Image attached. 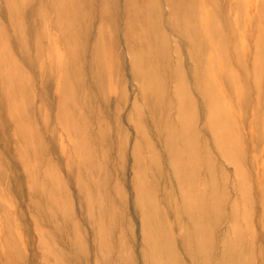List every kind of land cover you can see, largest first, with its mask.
I'll list each match as a JSON object with an SVG mask.
<instances>
[{
    "label": "rangeland",
    "instance_id": "rangeland-1",
    "mask_svg": "<svg viewBox=\"0 0 264 264\" xmlns=\"http://www.w3.org/2000/svg\"><path fill=\"white\" fill-rule=\"evenodd\" d=\"M128 1L79 0L76 68L67 53L68 19L57 5L27 1L18 39L0 0L2 36L14 59L5 69L0 58V264H197L200 251L182 210L187 187L208 202L211 189L220 203L206 230L213 256L224 246L242 263L262 264L264 0H196V17H214L224 39L220 66L219 55L197 53L207 57L199 71L209 69L203 78L212 86L209 100L195 85L191 32L181 35L171 21L175 0H132L127 8ZM142 26L150 34H141ZM100 30L105 52L96 56L91 49ZM135 39L149 42L142 60L153 94L132 60ZM53 64L72 65L64 108L63 69ZM178 68L182 92L194 100L193 113L181 117L190 130L185 140L177 137ZM191 141L197 158L181 152ZM188 175L196 179L184 185Z\"/></svg>",
    "mask_w": 264,
    "mask_h": 264
},
{
    "label": "bare ground",
    "instance_id": "bare-ground-1",
    "mask_svg": "<svg viewBox=\"0 0 264 264\" xmlns=\"http://www.w3.org/2000/svg\"><path fill=\"white\" fill-rule=\"evenodd\" d=\"M27 1H29V0H27ZM27 1L24 3V1H19V0H4L5 4L7 6V9L9 10L8 11L9 18H10L9 20H11L10 24L11 25L13 24L15 32L18 35V39L20 38L19 32L23 31V29L20 25L24 24L22 15L25 12L26 4H28ZM87 1H90V0H87ZM52 2H53V5L58 6V11L61 14H65V16L68 19L67 20V28L65 31V38H66V41L68 42L67 53L69 54L68 56L70 57V60L72 61L71 64L74 67L79 68L78 67L80 65L79 61L81 59V53H80L81 45L78 44V40L80 39L79 37H82L79 29L77 28L78 22L80 21V19H82V14H81V11H79V7H78L79 0H51V3ZM180 3H182L181 7H178ZM172 4H173V6H172L173 12H172V20L171 21L178 26L177 28H178L179 33L181 35L187 37L186 36L187 32L188 33L191 32L190 37H187V38H189V43H190L189 46L192 49V51H191L192 56L194 58H196L195 59L196 64H195V69H194V75H195L194 79H195L196 88L198 89V91L202 95H204L205 99L209 100V96H210V93L212 91V86L205 79H203L204 78V71H205L206 79H208V77H210L209 69L207 68V69H204V71H203V69L201 71H199V64H201L203 67V65L206 63L207 57L203 56V55L200 56L197 53H199V50H201V48H203L204 50L208 49L209 52H211L209 54L208 59L214 58L215 55H219L220 60L216 59V64L218 66H220L221 60L225 59L224 51L221 48L222 46H219V45H222L220 42L222 40H224L223 36L219 32L218 24L215 21L214 17L211 16V18H210L209 14H205L203 12L200 13L198 18L196 17L195 10L198 9V4H197L196 0H179V1L175 0V1H173ZM131 6H134V5H133L132 0H129L127 3V8L128 7L131 8ZM262 6H263V4H262ZM132 13H134V12H132ZM183 13H185V21L184 20L181 21V14H183ZM101 15L103 17H106L104 15V9L101 11ZM15 17L17 18V21L13 22ZM41 19H44V18L41 17ZM137 20H138V18H137ZM157 21H158L157 17H153V21H152L151 26L156 27ZM135 29H137V28H135ZM129 30H131L130 23H129ZM140 33L141 34H144V33L150 34V29L143 27V29H141ZM2 35H3V31H2V28L0 27V52H1L0 58L2 59V62H3L2 66H5L6 67L5 69H9V66H11L13 64L14 59H13L12 55L10 54L9 50L7 49L6 38ZM102 35H103V32L100 30L99 35L97 36L98 37L97 41L92 45L91 50H92L93 55L95 54L96 56H100V55H102V51L105 52L104 45H103V42L101 40ZM160 35L161 36H159V37L163 38L162 34H160ZM129 38H131V37H129ZM216 41L219 42L218 45H217ZM18 42H19L20 50H23V45L21 44V41L18 40ZM135 42H137V39H135ZM163 44L164 43L161 42L160 45L163 46ZM208 45H209V47H208ZM137 46L139 48L133 49L134 46L130 47L132 60H133L134 65H135V63H137L141 66L140 69H143V70L139 71V74L142 75V77L141 76L140 77L143 78V84L145 87L144 88L145 92H147V93L151 92L153 94L154 89H153V84H152V82H153L152 77L149 76V74L146 73V71H145L146 69H149V66H148L149 64L145 63L144 60H142V55L144 52L143 50H145V48H147L149 46V42L147 40L143 39L141 42H137L136 47ZM215 46H218V48H215ZM71 64H68L66 66L63 65V67L61 69L58 66H56L55 64L52 65V68H54L56 70H59V69L62 70L63 69V72H61L62 77L60 78V82H59V92H60V90L61 91L65 90V94H67V97L64 96V94H61V96L63 95V97H65L64 98L65 100H63L61 103V106L63 108L69 102L68 96H70V90H69V86L67 85L68 84L67 74L70 73L69 74L70 77L73 78V74H71L73 72L70 71V69H72ZM100 67H101V65H100ZM135 68L139 69L136 65H135ZM99 71H102V69H99ZM175 75H176V79H177L178 86H179L178 97H179V120H180V128L179 129H180V133L178 134L177 137H179L182 140H185L184 137L187 134V132H190V130H188L185 127V122L182 121L181 117L183 116L184 112L186 114L190 113V111L193 113L192 101H194V100L191 101L189 95L184 94L182 92V90H184L183 89L184 78H183V75H182L181 71L179 70V68L177 69ZM150 77H151V79H150ZM8 78H10V77H8ZM5 87L9 92H14L15 94H17V92H18V89L13 87V86L7 85ZM207 100H205V101L207 102ZM68 105H70V104H68ZM68 105L66 107L69 109ZM70 112H71V110H70ZM64 114H65V112H63V115ZM69 117H70V115H69ZM70 119H71V117H70ZM192 120H193V118L191 119V121ZM220 121L224 125L222 127L224 132L221 135V137L226 138V132L228 131V126L226 125L227 122L224 119H221ZM212 125H213V122H212ZM171 139L173 140V138H171ZM223 141H226V139H223ZM170 143H172V141H170ZM80 148H86V147H80ZM182 151H188L189 158H197V150L196 149L193 150L192 141L189 142L188 144H186L185 146L182 145L181 152ZM85 160H86V150H84L82 153V159L80 157L78 158L79 162L84 163ZM94 167H95L94 165H92V166L89 165V167L86 166L87 169L88 168L94 169ZM182 174H184V172L181 170V173L180 172L177 173V177L179 179H182L183 178ZM186 179H187V181H184L185 182L184 185L191 184L192 181L195 180L196 178H194V175H188V177H186ZM208 186H210L209 183H208ZM189 188L190 187H187L186 192L183 193V198H182V203H183L182 208L183 209L182 210L185 213V215L187 216V218L191 224V227H192L193 233H194V238L196 239V248H197V250L200 251L199 254H197V257H198L197 258V261H198L197 264H227V262L230 260H236L237 262H240L236 258L234 259L229 253L226 255L227 248L226 247L224 248V246H223L222 254L220 257L215 258L213 256V254H212L213 246H212V243H211L210 238H209L210 234H208L206 230H207L209 224L212 225V223L209 222L210 221L209 219L212 215L218 213L217 210H218V205L220 203L217 205L218 201L215 199L213 191H211V189H209V193L211 194V198H210V201L208 202L205 194H203L201 192H197V190L195 191V189H192L191 194L188 195L190 192ZM202 190H203V188H202ZM172 251H173V249H172ZM169 255L170 254H168V257H169ZM226 256H229L230 259L226 258ZM166 263L169 264L168 259L166 260ZM240 263L241 264H247V262L246 263L240 262ZM262 264H264L263 259H262Z\"/></svg>",
    "mask_w": 264,
    "mask_h": 264
}]
</instances>
